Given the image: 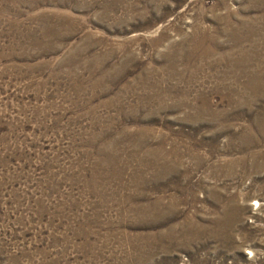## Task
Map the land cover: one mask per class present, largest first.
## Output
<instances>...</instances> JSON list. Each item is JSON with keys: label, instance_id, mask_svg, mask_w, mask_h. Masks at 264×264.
<instances>
[{"label": "rangeland", "instance_id": "obj_1", "mask_svg": "<svg viewBox=\"0 0 264 264\" xmlns=\"http://www.w3.org/2000/svg\"><path fill=\"white\" fill-rule=\"evenodd\" d=\"M0 264H264V0H0Z\"/></svg>", "mask_w": 264, "mask_h": 264}]
</instances>
